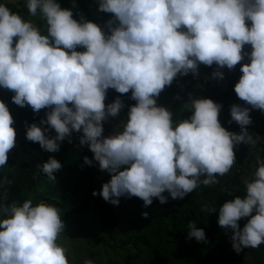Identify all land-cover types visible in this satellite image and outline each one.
Here are the masks:
<instances>
[{
    "label": "clouds",
    "instance_id": "clouds-1",
    "mask_svg": "<svg viewBox=\"0 0 264 264\" xmlns=\"http://www.w3.org/2000/svg\"><path fill=\"white\" fill-rule=\"evenodd\" d=\"M25 6L45 31L0 3V88L14 93L19 107L36 114L49 109L39 124H26L25 133L46 152L59 151L65 139L72 143L73 132H82L79 146L94 154L83 157L84 165L96 161L111 177L93 196L115 206L120 197H138L144 207L153 198L167 203L165 191L183 199L201 185L218 184L236 164L237 145L257 143L246 126L252 109L264 112V0H98V11L112 16L104 27L83 16L74 19L57 0H25ZM246 57L249 62L242 63ZM201 64L217 66L213 78L241 65L234 92L250 108L231 105L229 120L240 126L239 134L222 126V105L210 98L190 97L184 109L192 114L184 119L157 104L177 76H197ZM109 89L131 92L136 103L105 137L103 122L125 107L120 96L105 102ZM14 124L0 100V169L16 146ZM256 164L251 178L243 179L245 195L219 208L218 225L231 231L237 253L264 244V159L257 157ZM37 168L55 181L62 164L50 156ZM201 211L216 207L205 203ZM61 216L59 207L44 200L0 201V264H71L68 248L59 242ZM188 229V239L206 240L195 221ZM83 264L94 261L85 258Z\"/></svg>",
    "mask_w": 264,
    "mask_h": 264
},
{
    "label": "trees",
    "instance_id": "trees-1",
    "mask_svg": "<svg viewBox=\"0 0 264 264\" xmlns=\"http://www.w3.org/2000/svg\"><path fill=\"white\" fill-rule=\"evenodd\" d=\"M12 11L20 15L23 13L20 8H14ZM240 67V64L234 70L225 67L221 69L224 73L223 78H213L212 74L217 66L212 68L201 64L198 69L199 75L194 76L189 73L187 76H177L172 85L161 92L157 104L170 110L174 119H184L192 114L184 109L185 103H191L190 97L210 98L222 105L219 115L222 126L239 134L240 126L235 122L229 123L230 107L239 104L250 108L234 92V85L242 75ZM117 96H120L125 104L119 115L126 120L129 107L136 101L131 99V92L121 95L113 89L107 93L105 102L111 103ZM263 114L264 112L260 110L252 109L250 111L252 123L246 126L250 135L259 138L257 143L254 146L241 143L234 149L236 161L246 169L257 165V157L264 159V124L258 123ZM103 127L106 128L104 125ZM81 135L82 132H73L72 143H68L65 139L57 152L50 153L43 150L33 159L19 162L9 189L21 192L24 185L35 189L38 186L37 179L41 180L45 176L40 173L37 165L46 162L52 156L61 160L62 164V168L54 174L66 169L68 173H77L80 178L89 179L91 182L85 186L81 183L69 185L66 181H60L56 190L42 191V197L47 200L50 199L48 195L53 196L57 199L58 205H61L60 200L64 199L67 203L66 207L73 206L74 220L82 229L91 228L88 223L84 224V227L85 219L82 217L86 218L87 222L94 220L98 225L99 238L104 244L128 250L124 264H264V244L258 248H242L237 253L232 247L231 231L226 232L218 225L219 208L223 203L236 196L245 195L240 173L218 177V184L201 185L183 199L173 200L165 191L163 195L168 197V202L165 204L153 198V203L144 207L143 201L138 197H120L119 205L115 206L99 195H92L93 191L99 192L102 184L108 182L111 177L108 172L96 177L102 172L96 161H93V166L84 165L83 157L92 159L94 154L88 146H79ZM205 203L215 206L216 211L202 212L201 205ZM145 212L148 213L147 217L143 215ZM190 221H195L198 228L204 229L205 241L188 239ZM246 222L247 218L241 219L240 227L243 228ZM85 238L89 242L93 240V236L88 233Z\"/></svg>",
    "mask_w": 264,
    "mask_h": 264
},
{
    "label": "rangeland",
    "instance_id": "rangeland-1",
    "mask_svg": "<svg viewBox=\"0 0 264 264\" xmlns=\"http://www.w3.org/2000/svg\"><path fill=\"white\" fill-rule=\"evenodd\" d=\"M62 8H68L73 11V18L80 20L83 16L86 20L93 21L104 27L106 21L112 18L111 14L98 11V0H75V6H73V0H57ZM0 3H5L11 10L14 8H20L25 19H31L34 23L40 26L42 32L45 31V26L43 21L37 17H31L28 14L27 8L25 6V0H0ZM250 23V22H249ZM245 50L250 52L251 46L246 45ZM77 51H83L82 48H78ZM215 68L214 64L211 66ZM201 71V70H200ZM14 93L0 88V100H3L9 107L11 115L15 120L14 127L17 132L16 146L9 153L8 162L5 168L0 169V201H3L6 205H10L13 202H21L22 199L32 198L33 203L39 200H44L49 203L55 204L61 210V218L64 221L65 228L60 237V243L64 244L68 248V255L71 264H83L85 258L92 259L94 264H124V257L128 250L126 248H114L110 245L104 244L99 238L100 233L98 232L97 223L92 220L87 222L86 218L83 221V225L88 223L91 228L88 229L81 228L78 226L77 222L74 220V207H66L67 203L64 199L60 200L61 205L57 204V199L53 196L48 195L50 199L45 200L41 192L50 190H56L57 183L60 181H66L69 185L74 183H81L85 186L90 184L89 179H82L77 173H68L66 169L61 170L59 173L54 174L55 181H50L47 179L46 175L42 177L41 180L37 179L38 186L35 189L29 188L26 185L22 187L21 192H14L9 189L10 182L15 177L16 166L21 161H27L36 157L43 149L38 143H33L26 139V124L31 125L32 123L39 124L41 119L46 118V112L48 109H43L36 114L32 111L29 106L19 107L12 102L11 97ZM123 120L122 116L109 117L103 122L104 128L103 135L105 137L117 130V126ZM42 127H47L43 125ZM49 136H54L55 131L50 130ZM65 142V141H63ZM58 160V158H56ZM61 162V160H58ZM106 171H102L97 174L96 177L102 176ZM89 215V213H88ZM83 216V215H82ZM87 225V224H86ZM92 230L95 233H92ZM86 233L93 236L92 242L87 241L85 238Z\"/></svg>",
    "mask_w": 264,
    "mask_h": 264
},
{
    "label": "built area",
    "instance_id": "built-area-1",
    "mask_svg": "<svg viewBox=\"0 0 264 264\" xmlns=\"http://www.w3.org/2000/svg\"><path fill=\"white\" fill-rule=\"evenodd\" d=\"M113 89H109L107 93H110ZM222 100L224 98L221 97ZM259 124H264V114L259 118ZM237 164L233 166L232 170L227 174L228 176H234L240 173L241 178L244 179L245 177L251 178V174L254 172L257 165L252 166L249 169H246L244 165L239 164V161H236Z\"/></svg>",
    "mask_w": 264,
    "mask_h": 264
},
{
    "label": "crops",
    "instance_id": "crops-1",
    "mask_svg": "<svg viewBox=\"0 0 264 264\" xmlns=\"http://www.w3.org/2000/svg\"><path fill=\"white\" fill-rule=\"evenodd\" d=\"M244 62H245V63H248V62H249L248 59H247V57L245 58Z\"/></svg>",
    "mask_w": 264,
    "mask_h": 264
}]
</instances>
